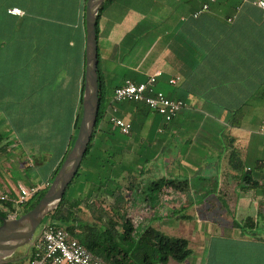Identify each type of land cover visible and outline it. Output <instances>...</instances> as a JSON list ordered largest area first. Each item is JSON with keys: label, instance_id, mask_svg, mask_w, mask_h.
Wrapping results in <instances>:
<instances>
[{"label": "crops", "instance_id": "obj_1", "mask_svg": "<svg viewBox=\"0 0 264 264\" xmlns=\"http://www.w3.org/2000/svg\"><path fill=\"white\" fill-rule=\"evenodd\" d=\"M203 1L109 0L97 20L100 114L71 196L108 206L110 191L118 187L127 216L134 226L143 223L140 230H162L181 216V207L182 217L211 213L210 206L222 205L219 198L236 220L264 217V194L242 190L240 172L231 167L237 157L264 182V171L255 168L264 161V9L254 0H219L189 19ZM9 7L23 14H10ZM82 9L83 0L0 3V125L8 135L9 126L16 127L18 137L15 144L8 136L0 145V155L13 154L9 161L0 156V190L50 181L68 148L79 105ZM156 69L161 75L155 88L184 106L165 123L142 102H121L115 114L132 130L120 133L109 120L114 87L124 78L144 81ZM174 76L178 80L169 84ZM236 110L243 112L235 119ZM153 127L156 134L148 137ZM29 152L45 154H22ZM98 169L110 177L101 185L94 176ZM145 176L186 179L188 189L144 194L151 182ZM189 264L208 262L192 257Z\"/></svg>", "mask_w": 264, "mask_h": 264}, {"label": "trees", "instance_id": "obj_2", "mask_svg": "<svg viewBox=\"0 0 264 264\" xmlns=\"http://www.w3.org/2000/svg\"><path fill=\"white\" fill-rule=\"evenodd\" d=\"M218 1L219 0H217L216 2ZM108 2L109 0H104L103 4L99 9L97 20L99 17V13L102 11L103 7ZM84 4L85 0H83L81 28L82 30L79 42V45L82 48L85 33L83 28ZM210 4L211 3H209V6ZM199 16L200 15H198V17L196 18H193L191 14H189V19L194 20L199 18ZM225 20H227V17ZM83 55L84 52L82 51V58L80 62L81 66L79 65L78 73L79 105L77 110L73 111L72 130L69 136L68 148L66 149L61 161L56 166V169L52 173L50 180L52 179L58 167L60 166L77 132V126L80 118V105L83 88ZM72 70L74 71L75 69L73 68ZM74 77H76L75 72ZM100 84L101 78L98 70L99 105L101 100ZM147 110H149L148 107ZM242 112V110L234 111V118H240L242 116ZM99 114L100 109L98 108L96 124L98 121ZM93 136L94 134L92 133L90 142L87 145V150L83 156V159L90 152V149L93 145ZM6 137L7 136L4 133L0 132V145L2 144V142H4ZM2 147L3 146H0V149ZM234 153H236L235 150ZM111 165H113V163H111ZM231 167L234 168V170L240 172L239 178L242 182V190H246L248 188H259L261 193L264 194V182H260L258 179L252 176L253 168H250V172L247 173L246 169L244 168L243 162L237 157H234V164H231ZM255 168L264 171V161H259ZM108 169H110V167ZM78 175L79 168L74 178H76ZM94 176L95 181L98 182L99 185L102 184V179H110L109 175H102L100 169H98ZM74 178L68 184L67 188L73 183ZM134 186L135 185L132 182L130 187H128V190L130 192H133ZM164 187H170L176 191L182 192L188 189V181L186 179L160 178L149 182L147 189L152 193H156ZM46 189L47 187L38 190L37 193L20 208L19 214L29 210L43 195ZM109 194L112 198V201L107 207L102 205L103 200H100L99 205L95 207L92 202L90 203L88 201L89 196L84 199L72 198L71 195L67 196L65 191L57 207L51 212H49L45 216L43 221H47L55 227L63 228L68 231L69 234L73 238H75L82 246H84L93 255L99 257L103 264H167L170 259L182 262L192 254L193 251L189 247L188 239L184 237L169 236L151 225L142 228L138 233L135 234V226L131 218L127 216L126 210L124 209L125 201L124 197L119 192V188L117 187L116 189L110 191ZM82 206H84L88 212H92V215H95V217H93L94 220L87 221L80 216L79 212L82 211ZM93 208L95 209L93 210ZM3 209V203L0 202V217L6 216V213ZM241 222L243 224L242 227L252 228L255 225V222L251 217H246ZM234 225H236L235 227H238L240 226V223L234 221ZM33 254L34 249L33 247H30L26 255L19 257L11 255L12 257H9V259L0 264H30L33 259ZM25 261L27 262L25 263Z\"/></svg>", "mask_w": 264, "mask_h": 264}, {"label": "built area", "instance_id": "obj_3", "mask_svg": "<svg viewBox=\"0 0 264 264\" xmlns=\"http://www.w3.org/2000/svg\"><path fill=\"white\" fill-rule=\"evenodd\" d=\"M217 0H204L201 5L191 13L193 18L207 11L209 3ZM253 4L264 9V0H254ZM7 12L14 15H22L23 11L18 7H9ZM228 21L231 18L227 19ZM161 75L159 69L154 70L144 81L135 82L124 78L121 84L114 87L111 96L112 114L110 122L122 134H129L132 130L131 123L115 114L116 105L121 102H142L149 110L160 115L165 123L170 122L178 111L184 106V102L177 98L168 97L163 91L156 89L155 85ZM178 77H170L169 84H175ZM259 132L264 134V120L259 127ZM50 181L35 185L18 183L11 192L0 190V202L3 203L5 217H16L20 208L26 204L38 190L48 187ZM34 249L33 259L30 264H103L101 259L93 255L82 246L68 231L53 226L43 221L37 231V235L31 246Z\"/></svg>", "mask_w": 264, "mask_h": 264}, {"label": "water", "instance_id": "obj_4", "mask_svg": "<svg viewBox=\"0 0 264 264\" xmlns=\"http://www.w3.org/2000/svg\"><path fill=\"white\" fill-rule=\"evenodd\" d=\"M104 0H85L84 6V64L80 118L75 138L50 183L26 212L16 217H0V261L22 246L33 245L45 216L62 199L74 178L90 142L99 108L97 15ZM250 172L249 169L246 170Z\"/></svg>", "mask_w": 264, "mask_h": 264}, {"label": "rangeland", "instance_id": "obj_5", "mask_svg": "<svg viewBox=\"0 0 264 264\" xmlns=\"http://www.w3.org/2000/svg\"><path fill=\"white\" fill-rule=\"evenodd\" d=\"M9 1L22 0H0V3ZM126 2H128V4H131L133 0H126ZM38 4L39 3H36V5ZM146 40L148 39H145V41H143L144 44L146 43ZM152 115H150L151 119H149L148 121H151L153 119ZM11 122L12 120H10V123ZM1 126L2 125H0V132L3 131V129H1ZM154 127L152 128V132L150 131L151 133L148 134V137L151 136L153 133L156 134L154 131ZM9 128L11 129L9 135L7 134V132H3L7 136L6 138L10 136L9 138L12 141L11 143L15 144V141L18 140L17 134L15 133L16 127L10 125ZM145 129L147 133L149 130V126L146 125ZM146 133L143 134V136H145ZM117 144L118 143L115 142V145ZM21 147L22 146L20 145V148ZM113 149V153H119L117 151V148ZM147 150H150L149 147H147ZM129 153L134 152L131 151ZM145 153L148 152L146 151ZM3 154H5L7 161L12 159L13 154L9 158L8 155L10 153H2V155ZM22 154H24V157L33 158L34 156H43L45 153L29 152ZM85 163L86 158L82 160L81 167ZM12 173L15 174V170H13ZM78 178L79 176L74 178L73 183L67 188V196L73 193V185L76 183ZM153 179L154 177L150 176L144 177L145 182H149ZM143 192L144 194L151 193V191L148 190H144ZM219 202H221L222 205L217 204L215 206L213 205L209 207V209L212 210V214H201L197 217H195L193 214L191 217H182L184 207H181V209L177 210V213H179V215L181 216H176L174 222H170L167 227H163L162 230H160L169 236L184 237L188 239L189 247L193 251L192 254L189 256L191 258L188 257L182 262L172 260L170 264H189L190 259H192V257H199L203 259V262H208V264H258L264 262L263 215L259 216L258 221H256L255 223V227H242V222L236 220V217H233L231 215V207L229 205H226L227 202L220 198ZM82 207L83 209L81 212H79V214L84 220L89 221L91 219V213H89L84 206ZM234 221L240 223V226L235 227L236 225H234ZM142 224L143 223L135 222V234L140 231V228L143 226ZM146 224L148 223H145V225ZM26 247L27 246H22L17 248L12 255H15L16 257L26 255L28 251ZM9 257L12 256L10 255L4 258L0 261V263L6 261L7 259H9ZM26 262L27 261H25V263Z\"/></svg>", "mask_w": 264, "mask_h": 264}]
</instances>
